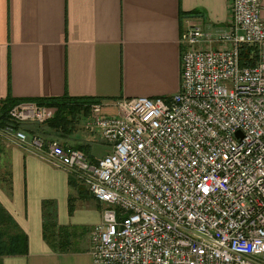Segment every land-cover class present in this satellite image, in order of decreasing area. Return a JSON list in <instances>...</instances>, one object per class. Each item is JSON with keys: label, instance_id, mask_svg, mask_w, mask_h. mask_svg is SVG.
Here are the masks:
<instances>
[{"label": "built area", "instance_id": "1", "mask_svg": "<svg viewBox=\"0 0 264 264\" xmlns=\"http://www.w3.org/2000/svg\"><path fill=\"white\" fill-rule=\"evenodd\" d=\"M230 1L224 31L186 22L178 93L120 100L116 116L91 105L81 127L110 147L96 163L15 127L56 108L23 101L0 126L103 206L94 264H264V0ZM244 47L257 49L254 67L241 66Z\"/></svg>", "mask_w": 264, "mask_h": 264}, {"label": "crops", "instance_id": "2", "mask_svg": "<svg viewBox=\"0 0 264 264\" xmlns=\"http://www.w3.org/2000/svg\"><path fill=\"white\" fill-rule=\"evenodd\" d=\"M188 20L209 33L224 31L231 23V1L0 0V111L12 100L69 95L97 100L102 114L116 116L115 104L123 99H168L181 88V37ZM82 131L70 137L74 145L58 141L65 148L90 145L89 158L96 163L100 158H94L91 143L98 141L91 138L97 137ZM4 143L0 204L28 236L29 253L4 257L2 264H94L89 236L102 220L103 206L83 184L71 186L66 170ZM45 203L58 226L85 232L76 240L79 251L57 253L47 245Z\"/></svg>", "mask_w": 264, "mask_h": 264}, {"label": "trees", "instance_id": "3", "mask_svg": "<svg viewBox=\"0 0 264 264\" xmlns=\"http://www.w3.org/2000/svg\"><path fill=\"white\" fill-rule=\"evenodd\" d=\"M190 16H195V14ZM257 53L255 47H244L241 51V66L254 67L258 60ZM20 102L23 101L12 100L4 103L3 108L0 111L1 127L12 124L9 118V110ZM35 102L42 106L56 108V117L43 125L31 123L15 127L18 129L22 128L29 134H36L47 140H55L53 139L54 137L69 139L75 132L76 125L79 123V118L87 116L91 105L98 103V101L94 99L74 98L69 95H65L61 99ZM1 147L2 143L0 141V150ZM73 149L82 151L88 157L91 156V146L88 144L79 145ZM93 160L94 159H92V161ZM69 183L74 187L79 185L73 176H70ZM87 191L89 192L88 189ZM72 200L73 199H70V215H72L74 211ZM48 205L50 204L45 203L44 205L45 221L43 225V237L47 245L51 250L57 253L79 251L80 249L78 248V245H76V240L80 235H84L85 232L74 229L71 226H58L55 223V216L48 211ZM28 253V236L19 228L13 218L0 204V264H2V259L4 257L25 256Z\"/></svg>", "mask_w": 264, "mask_h": 264}, {"label": "rangeland", "instance_id": "4", "mask_svg": "<svg viewBox=\"0 0 264 264\" xmlns=\"http://www.w3.org/2000/svg\"><path fill=\"white\" fill-rule=\"evenodd\" d=\"M82 124V123H81ZM80 124V125H81ZM79 123L76 125V129H75V133L72 135V137L76 134V135H79L80 133H83L82 131V127H80ZM53 139H56V140H59L57 137H54ZM93 141H98V139H95V138H91ZM69 141V143L71 145H74V141L75 139L74 138H69L67 139ZM5 141H2L1 140V143L2 144H5L4 143ZM9 144V143H8ZM92 144V153H93V156H95L94 158H101L103 157L104 155H106L109 150H110V147L105 144L104 142H101V141H98V143H91ZM6 148V147H5ZM15 147H7L6 149H8L10 151V149H13ZM23 165H24V162H23ZM7 167V166H6ZM6 173H8V171H5ZM4 172V173H5ZM79 184V183H78ZM80 185V184H79ZM81 188H85L84 186H80ZM20 190H22L23 192H25V185L23 184L22 188H20ZM91 233V232H90ZM78 239V238H77ZM89 242H91V238L89 236ZM76 245L79 246V242H76Z\"/></svg>", "mask_w": 264, "mask_h": 264}]
</instances>
